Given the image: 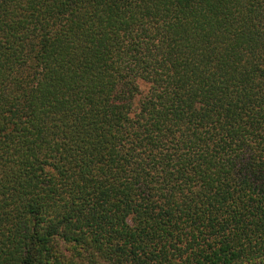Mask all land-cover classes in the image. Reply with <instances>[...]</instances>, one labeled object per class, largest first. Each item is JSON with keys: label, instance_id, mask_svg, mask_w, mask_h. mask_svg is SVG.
Segmentation results:
<instances>
[{"label": "trees", "instance_id": "1", "mask_svg": "<svg viewBox=\"0 0 264 264\" xmlns=\"http://www.w3.org/2000/svg\"><path fill=\"white\" fill-rule=\"evenodd\" d=\"M0 264H264V0H0Z\"/></svg>", "mask_w": 264, "mask_h": 264}]
</instances>
